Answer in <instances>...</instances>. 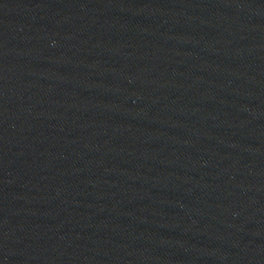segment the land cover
I'll use <instances>...</instances> for the list:
<instances>
[{"label": "water", "instance_id": "obj_1", "mask_svg": "<svg viewBox=\"0 0 264 264\" xmlns=\"http://www.w3.org/2000/svg\"><path fill=\"white\" fill-rule=\"evenodd\" d=\"M0 264H264V0H0Z\"/></svg>", "mask_w": 264, "mask_h": 264}]
</instances>
